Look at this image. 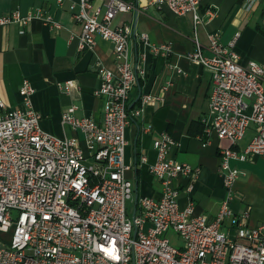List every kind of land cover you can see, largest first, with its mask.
I'll list each match as a JSON object with an SVG mask.
<instances>
[{"label":"built area","instance_id":"2783aa9c","mask_svg":"<svg viewBox=\"0 0 264 264\" xmlns=\"http://www.w3.org/2000/svg\"><path fill=\"white\" fill-rule=\"evenodd\" d=\"M201 2L149 4L190 14L196 30L202 20ZM79 6L74 14L81 25L79 49H89L96 35L114 44L117 72L98 67L100 82L94 90L103 99V121L75 116L74 105L63 112V122L83 134L84 149L76 138L61 139L40 128L28 81L20 87L22 106L8 107L0 98V264H264V223L247 226L229 207L233 185L242 174L229 160L264 155V63L241 64L233 49L236 37L224 45L217 32L210 33V54L205 55L194 36L189 58L200 62L212 81L211 113L201 119L206 135L234 145L250 124L255 125L254 135L240 151L220 147L225 195L215 218L207 220L193 213L192 202L179 207L182 190L193 189L197 169L169 157L173 139L163 133L153 143L157 159L149 166L162 185L160 197H138L135 213L129 215L127 201H133V190L125 175L129 166L123 161L124 130L153 97L143 94L139 106L129 109L130 92L143 71L129 54L130 26L112 27L111 22L117 13L137 10V5L108 0L101 19L100 9L88 12L90 0H80ZM31 16L13 11L0 17V25L25 24ZM138 39L148 43L147 34ZM151 48L170 50L167 44ZM141 159L147 160L145 155ZM225 221L234 227L235 237L223 229ZM168 232L181 245H172Z\"/></svg>","mask_w":264,"mask_h":264},{"label":"crops","instance_id":"0c3cea01","mask_svg":"<svg viewBox=\"0 0 264 264\" xmlns=\"http://www.w3.org/2000/svg\"><path fill=\"white\" fill-rule=\"evenodd\" d=\"M79 1L0 0V17L13 11L32 15L25 24L0 25V98L8 107L22 106L20 87L28 81L31 106L40 114V128L61 139L76 138L85 149L83 134L64 123L62 114L74 105L75 116L102 123L103 99L94 95L100 82L98 67L114 73L117 67L114 44L108 39L96 35L89 49H79L81 25L74 18ZM107 1L90 0L88 12L100 9L101 19ZM125 1L134 2L137 10L117 13L111 26H130L129 54L143 71L130 92L129 109L139 106L141 95L153 97L137 117H130L124 130L127 143L123 161L129 166L125 175L132 182V204L135 193L138 197H160L162 185L149 166L157 159L153 143L166 132L173 139L169 157L197 169L193 189L190 193L182 190L179 207L192 202L195 215L213 220L225 195L220 147L240 151L253 137L255 125L250 124L234 145L206 135L201 119L211 113V75L189 54L195 49V36L203 54L209 55L208 35L217 32L224 45L236 37L233 49L241 64L249 60L264 63V0H202V20L196 30L190 14H177L165 4H149L150 0ZM208 10L213 16L206 13ZM141 34H147L148 43L138 39ZM152 44H167L170 50L153 51ZM143 155L146 161H142ZM229 163L242 171L233 185L229 207L247 226L264 223V155L232 158ZM179 179L183 185V176ZM223 229L236 236L227 221Z\"/></svg>","mask_w":264,"mask_h":264},{"label":"rangeland","instance_id":"374dc122","mask_svg":"<svg viewBox=\"0 0 264 264\" xmlns=\"http://www.w3.org/2000/svg\"><path fill=\"white\" fill-rule=\"evenodd\" d=\"M133 195V194H132ZM133 209V204L132 201H127V214H131ZM167 237L169 238V241L172 245L178 247L179 245H181V240L172 232H168L167 233ZM4 239L8 240L9 239V235L4 236Z\"/></svg>","mask_w":264,"mask_h":264},{"label":"water","instance_id":"95a60500","mask_svg":"<svg viewBox=\"0 0 264 264\" xmlns=\"http://www.w3.org/2000/svg\"><path fill=\"white\" fill-rule=\"evenodd\" d=\"M137 198H138V196H137V194L135 193V195H134V207H133L132 214L135 213V207H136V204H137Z\"/></svg>","mask_w":264,"mask_h":264}]
</instances>
